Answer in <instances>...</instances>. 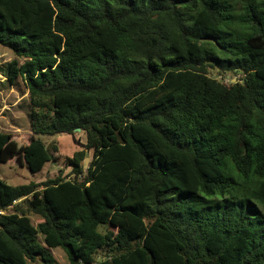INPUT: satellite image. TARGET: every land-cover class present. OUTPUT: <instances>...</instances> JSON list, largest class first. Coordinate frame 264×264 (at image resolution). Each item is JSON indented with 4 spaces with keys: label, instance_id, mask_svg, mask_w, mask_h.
<instances>
[{
    "label": "trees",
    "instance_id": "16d2710c",
    "mask_svg": "<svg viewBox=\"0 0 264 264\" xmlns=\"http://www.w3.org/2000/svg\"><path fill=\"white\" fill-rule=\"evenodd\" d=\"M0 47L31 132L0 165L85 137L0 178V264H264V0H0Z\"/></svg>",
    "mask_w": 264,
    "mask_h": 264
},
{
    "label": "rangeland",
    "instance_id": "374dc122",
    "mask_svg": "<svg viewBox=\"0 0 264 264\" xmlns=\"http://www.w3.org/2000/svg\"><path fill=\"white\" fill-rule=\"evenodd\" d=\"M235 4L239 0H233ZM15 59L13 54L0 47V133H9L15 139L26 142L31 135L29 118L27 117V100L28 93L24 87L23 79H17L15 85L6 82V67ZM234 80V79H233ZM46 145L51 142H57L59 163L46 164L39 174L32 175L24 167H10L8 165H0V178L10 186H19L34 182L40 184L47 179H53L60 173L62 176L68 177L70 169L63 164L64 158H71L72 155L81 150V146L85 144V137L82 132L75 133L73 136L57 135L40 137ZM88 163L91 159V152L88 153ZM34 226L39 224L41 220L30 215ZM51 253L57 264H69L67 256L60 249L51 250Z\"/></svg>",
    "mask_w": 264,
    "mask_h": 264
},
{
    "label": "water",
    "instance_id": "95a60500",
    "mask_svg": "<svg viewBox=\"0 0 264 264\" xmlns=\"http://www.w3.org/2000/svg\"><path fill=\"white\" fill-rule=\"evenodd\" d=\"M78 132H80V129H75V133H78ZM87 163H88V159L85 158V159H84V169L87 168Z\"/></svg>",
    "mask_w": 264,
    "mask_h": 264
},
{
    "label": "built area",
    "instance_id": "2783aa9c",
    "mask_svg": "<svg viewBox=\"0 0 264 264\" xmlns=\"http://www.w3.org/2000/svg\"><path fill=\"white\" fill-rule=\"evenodd\" d=\"M0 214H2V213L0 212Z\"/></svg>",
    "mask_w": 264,
    "mask_h": 264
}]
</instances>
